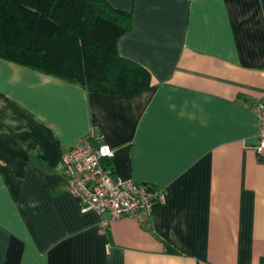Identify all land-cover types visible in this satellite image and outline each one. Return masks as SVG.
<instances>
[{
    "label": "crops",
    "instance_id": "0c3cea01",
    "mask_svg": "<svg viewBox=\"0 0 264 264\" xmlns=\"http://www.w3.org/2000/svg\"><path fill=\"white\" fill-rule=\"evenodd\" d=\"M132 15L134 95L0 58V264H264V0H106ZM84 138L115 175L168 189L150 224L81 212L61 172Z\"/></svg>",
    "mask_w": 264,
    "mask_h": 264
},
{
    "label": "trees",
    "instance_id": "16d2710c",
    "mask_svg": "<svg viewBox=\"0 0 264 264\" xmlns=\"http://www.w3.org/2000/svg\"><path fill=\"white\" fill-rule=\"evenodd\" d=\"M132 15L106 0H0V58L83 86L130 96L150 72L118 53Z\"/></svg>",
    "mask_w": 264,
    "mask_h": 264
},
{
    "label": "built area",
    "instance_id": "2783aa9c",
    "mask_svg": "<svg viewBox=\"0 0 264 264\" xmlns=\"http://www.w3.org/2000/svg\"><path fill=\"white\" fill-rule=\"evenodd\" d=\"M253 109L259 124L255 150L264 155V99L255 101ZM113 155L109 144L88 138L65 149L60 168L67 189L78 200L81 212L129 216L150 224L155 207L166 202L168 189L118 177L110 163Z\"/></svg>",
    "mask_w": 264,
    "mask_h": 264
},
{
    "label": "water",
    "instance_id": "95a60500",
    "mask_svg": "<svg viewBox=\"0 0 264 264\" xmlns=\"http://www.w3.org/2000/svg\"><path fill=\"white\" fill-rule=\"evenodd\" d=\"M106 214V216H110V214H108V213H105Z\"/></svg>",
    "mask_w": 264,
    "mask_h": 264
}]
</instances>
